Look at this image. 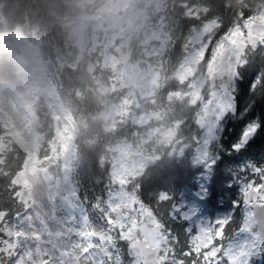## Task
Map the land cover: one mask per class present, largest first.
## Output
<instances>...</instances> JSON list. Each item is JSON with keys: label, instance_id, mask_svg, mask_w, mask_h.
Returning a JSON list of instances; mask_svg holds the SVG:
<instances>
[{"label": "clouds", "instance_id": "clouds-1", "mask_svg": "<svg viewBox=\"0 0 264 264\" xmlns=\"http://www.w3.org/2000/svg\"><path fill=\"white\" fill-rule=\"evenodd\" d=\"M0 264H264V0H0Z\"/></svg>", "mask_w": 264, "mask_h": 264}]
</instances>
